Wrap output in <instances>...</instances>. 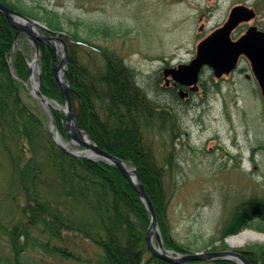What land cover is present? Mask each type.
<instances>
[{"label":"trees","instance_id":"obj_1","mask_svg":"<svg viewBox=\"0 0 264 264\" xmlns=\"http://www.w3.org/2000/svg\"><path fill=\"white\" fill-rule=\"evenodd\" d=\"M2 1L51 30H65V19L56 9L27 0ZM68 24V79L76 119L100 147L136 167L152 198L166 247L192 252L171 237L168 208L174 188L168 186V170L159 164L146 137L155 130L168 132L172 139L179 136L178 114L148 95L121 55L82 34L108 36L115 33L111 26L73 19H68ZM16 32L0 11V152L8 159L11 174L23 192V203L16 196L12 201L23 220L7 230L19 264H25L20 256L30 245H40L69 259H82L67 244L53 240L91 243L97 249L98 264H176L151 252L147 243L151 213L119 167L63 150L47 127V114L26 101L23 92L31 75L29 61L34 49L24 34L16 44ZM39 46L41 90L63 104V89L55 75L60 56L43 41ZM84 48L100 53L103 63L85 60ZM179 88L187 90L177 84L172 92L182 98ZM53 113L59 131L66 136L65 113L57 109ZM173 160L170 154L166 162L172 166ZM246 228L264 232L263 196L252 195L233 206L208 245L218 249L216 243L220 241L221 247H227L225 238ZM37 230L42 238L35 237ZM247 247L243 251L253 264H264V243ZM87 260L94 259L91 256ZM203 263L197 260L187 264ZM209 264L237 263L220 259Z\"/></svg>","mask_w":264,"mask_h":264},{"label":"rangeland","instance_id":"obj_2","mask_svg":"<svg viewBox=\"0 0 264 264\" xmlns=\"http://www.w3.org/2000/svg\"><path fill=\"white\" fill-rule=\"evenodd\" d=\"M27 1L59 11L65 19V30L61 31L67 35L71 25L68 19L111 26L115 33L108 36L87 35L85 31L82 34L121 55L148 95L176 111L181 129L179 136L172 139L168 132L157 130L146 136L159 164L168 170V186L174 188L168 208L171 237L193 251L211 249L208 243L219 233L233 206L252 195L264 197L263 94L246 56H241L235 71L221 77H216L211 67L204 68L200 89L189 93L179 88L177 92H181L182 98L173 94L172 87L176 86L173 81L166 84L164 69L190 62L196 56L198 43L222 26L236 5L249 6L255 11V17L239 24L234 39L251 25L264 30V0ZM21 34L32 45L28 34ZM61 54L60 50L57 55ZM34 57L35 50L30 62ZM83 57L93 63L104 61L100 53L87 48ZM33 74L36 81H41L37 66ZM30 78L25 83L24 97L35 110L47 114V127L51 131L50 115L32 93ZM62 136L69 141L67 132ZM170 154L174 155L172 166L166 162ZM14 196L23 203L22 188L11 174L8 159L0 152V264H10L9 260L19 264L7 234L8 229L23 220L19 207L12 202ZM35 234L37 239L42 238L38 230ZM228 238L227 247H221L219 241L216 243L218 250L234 247L246 255L243 250L247 246L264 243L263 239L231 245ZM53 243L67 244L82 259H69L46 251L40 245H30L20 260L25 264H98L97 249L89 242L79 241L74 245L53 240ZM91 256L94 260L88 261Z\"/></svg>","mask_w":264,"mask_h":264},{"label":"water","instance_id":"obj_3","mask_svg":"<svg viewBox=\"0 0 264 264\" xmlns=\"http://www.w3.org/2000/svg\"><path fill=\"white\" fill-rule=\"evenodd\" d=\"M0 11L9 18L11 24L17 29L16 42L19 34L23 31L33 40L35 58L30 63L32 70L30 78L32 82V93L40 99L50 115L52 121L51 132L54 135V140L62 149L69 153L87 157L92 160L104 161L119 167L125 177L138 191L147 209L151 213V223L147 230V242L152 253L157 257L177 264H186L187 262L195 260L217 259L232 260L238 264H252L249 258L239 249L229 248L181 253L165 246L153 201L137 169L130 166L123 158L100 147L93 141L91 136L75 118L73 100L70 93V82L67 79L68 47L65 38L62 36L65 33L63 31L51 30L45 23L25 15L6 5L1 0ZM254 17L255 11L249 6H234L226 22L198 43L196 56L189 63H180L177 66L166 67L164 69L167 83L170 82L169 76H171L176 82L190 86L191 89L196 90L198 89L200 72L205 65L212 67L215 75L221 77L223 74H228L234 70L238 65L240 56L245 54L251 61L253 71L261 85L264 96V30L252 25L248 28L246 33L238 39L235 40L232 38V32L240 23L249 21ZM39 41L46 42L53 47L56 53L60 50L62 52V57L60 61H57L55 66V74L63 89L65 97L64 105L46 96L41 91L40 81L35 80L33 74V68L35 66L38 67V72L40 74ZM52 107L66 113L68 142L65 141L57 129ZM71 144L74 145V147H72Z\"/></svg>","mask_w":264,"mask_h":264},{"label":"bare ground","instance_id":"obj_4","mask_svg":"<svg viewBox=\"0 0 264 264\" xmlns=\"http://www.w3.org/2000/svg\"><path fill=\"white\" fill-rule=\"evenodd\" d=\"M264 239V234L257 232L254 229H247L239 234L233 235L228 238V242L231 245H239L247 241H262Z\"/></svg>","mask_w":264,"mask_h":264},{"label":"flooded vegetation","instance_id":"obj_5","mask_svg":"<svg viewBox=\"0 0 264 264\" xmlns=\"http://www.w3.org/2000/svg\"><path fill=\"white\" fill-rule=\"evenodd\" d=\"M248 77H250V75H247Z\"/></svg>","mask_w":264,"mask_h":264}]
</instances>
